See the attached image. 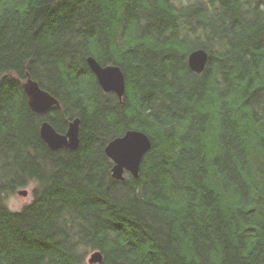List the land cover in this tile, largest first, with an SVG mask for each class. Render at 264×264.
<instances>
[{
  "label": "trees",
  "instance_id": "obj_1",
  "mask_svg": "<svg viewBox=\"0 0 264 264\" xmlns=\"http://www.w3.org/2000/svg\"><path fill=\"white\" fill-rule=\"evenodd\" d=\"M90 55L122 68L123 100ZM28 75L60 103L34 112ZM77 117L78 148L52 150L42 122ZM128 129L152 148L118 180L105 146ZM92 249L97 264H264V0H0V264Z\"/></svg>",
  "mask_w": 264,
  "mask_h": 264
},
{
  "label": "water",
  "instance_id": "obj_2",
  "mask_svg": "<svg viewBox=\"0 0 264 264\" xmlns=\"http://www.w3.org/2000/svg\"><path fill=\"white\" fill-rule=\"evenodd\" d=\"M208 60L209 52L205 48H196L188 56L189 67L196 73H202L205 70ZM87 63L96 75L101 88L105 92L116 93L119 99L123 100L126 92V78L122 68L117 64L103 65L93 55L87 57ZM24 89L29 105L36 113H45L52 106L60 103L55 95L43 88L31 75H28L24 82ZM80 123L79 117L71 120L67 131L62 133L46 120L41 124V136L52 150L63 148L75 150L80 143ZM151 148L150 136L140 129H128L124 135L109 141L105 146V153L113 161L112 176L123 180L126 172H129L134 178H138L143 158ZM28 193V189L18 191L19 195L24 196ZM103 257L101 250H96L90 255L89 262L100 263Z\"/></svg>",
  "mask_w": 264,
  "mask_h": 264
},
{
  "label": "rangeland",
  "instance_id": "obj_3",
  "mask_svg": "<svg viewBox=\"0 0 264 264\" xmlns=\"http://www.w3.org/2000/svg\"><path fill=\"white\" fill-rule=\"evenodd\" d=\"M181 1V0H180ZM35 184H32L28 187H26L25 189H28L29 193L28 195L24 196V195H19L18 193H15L13 195H11L8 198V205L12 210L18 211L21 210L27 203L31 202L33 199V188H34ZM96 251V249H92L91 251H89L87 253V257H86V263L87 264H91L89 262V257L92 254V252Z\"/></svg>",
  "mask_w": 264,
  "mask_h": 264
},
{
  "label": "flooded vegetation",
  "instance_id": "obj_4",
  "mask_svg": "<svg viewBox=\"0 0 264 264\" xmlns=\"http://www.w3.org/2000/svg\"><path fill=\"white\" fill-rule=\"evenodd\" d=\"M112 64V63H111ZM105 65H108V64H105ZM68 129V128H67Z\"/></svg>",
  "mask_w": 264,
  "mask_h": 264
},
{
  "label": "bare ground",
  "instance_id": "obj_5",
  "mask_svg": "<svg viewBox=\"0 0 264 264\" xmlns=\"http://www.w3.org/2000/svg\"><path fill=\"white\" fill-rule=\"evenodd\" d=\"M28 78V77H27Z\"/></svg>",
  "mask_w": 264,
  "mask_h": 264
}]
</instances>
